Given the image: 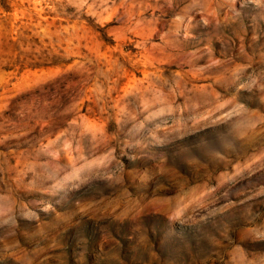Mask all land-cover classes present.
<instances>
[{
  "label": "rangeland",
  "instance_id": "374dc122",
  "mask_svg": "<svg viewBox=\"0 0 264 264\" xmlns=\"http://www.w3.org/2000/svg\"><path fill=\"white\" fill-rule=\"evenodd\" d=\"M0 264H264V0H0Z\"/></svg>",
  "mask_w": 264,
  "mask_h": 264
}]
</instances>
